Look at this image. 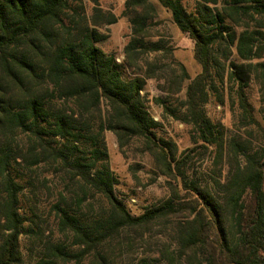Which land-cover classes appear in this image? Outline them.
Listing matches in <instances>:
<instances>
[{
  "label": "trees",
  "instance_id": "1",
  "mask_svg": "<svg viewBox=\"0 0 264 264\" xmlns=\"http://www.w3.org/2000/svg\"><path fill=\"white\" fill-rule=\"evenodd\" d=\"M91 1L92 15L85 0H0V264L23 262L20 199L25 191L39 197L34 172L42 163L64 183L52 207L73 242L49 240L33 264H83L88 257L111 264L107 247L121 231L161 218L177 221L179 249L165 255L169 262L264 264V145L225 136L206 110L209 91L231 84L241 119L264 131L249 96L258 86L264 115V0H197L192 11L185 0H159L194 42L202 68L187 86L182 114L161 103L192 125L200 147L215 149L220 165L208 178L190 171L192 150L178 155L158 134L161 124L142 92L154 71L144 72L138 58L165 48L149 39L154 6L126 1L132 36L118 62L98 45L106 39L100 28L117 17ZM106 130L121 146L146 141L166 177L177 180L165 200L137 215L130 211L108 160ZM137 264L168 263L142 258Z\"/></svg>",
  "mask_w": 264,
  "mask_h": 264
},
{
  "label": "rangeland",
  "instance_id": "2",
  "mask_svg": "<svg viewBox=\"0 0 264 264\" xmlns=\"http://www.w3.org/2000/svg\"><path fill=\"white\" fill-rule=\"evenodd\" d=\"M126 1L99 0L100 6L117 19L116 22L100 28L106 39L98 45L107 53L114 55L118 62L124 61L125 48L132 36L130 19L124 15ZM149 2L155 8L148 26L149 39L160 41L165 48L156 53L141 54L138 58L137 64L143 67L144 72L154 71L142 92L149 100L151 114L161 124L158 134L173 142L175 145L173 148L178 155L192 150L190 171L197 176L208 178L220 165L215 162V149L200 147L198 145L200 143L194 140L192 125L181 117L170 115L161 103V99L165 100L166 104L172 106L179 114L185 111L187 86L202 69L195 57L194 42L180 30L173 20L171 11L163 7L159 0ZM85 3L88 14L92 15L94 13L92 1L85 0ZM184 3L190 11L197 8V0H185ZM134 71L139 70L137 67L129 69V72ZM222 92L223 101L220 99L221 96L219 97ZM249 96L256 117L264 124V115L260 112L259 87L254 85L249 91ZM104 106L106 107L105 104ZM206 110L215 123L223 126L221 128L225 136L241 134L243 138L252 139L255 145H264V131L253 125H246L248 121L241 119L235 88L231 84L226 83L222 90L219 87V92L212 89L209 91ZM17 138L20 139V144L25 141L21 134ZM105 139L111 169L120 182L117 187L118 193L133 214H140L145 208L158 204L169 196L170 183L177 184V180L166 177L160 158L148 149L146 141L133 139L121 146L117 135L111 130L105 131ZM35 168L39 197L37 199L31 197V194L25 191L20 199V212L25 218L27 232L20 237L22 264H33L43 252H47L45 246L49 240L64 242L67 245L73 242L71 234L61 231L58 217L52 207L58 191L64 188L63 181L54 173L51 166L42 163ZM222 170L226 173L227 168ZM176 225L177 221L161 218L145 228H127L121 231L107 247L112 258L111 264H137L142 258H160L168 264H178V258L169 262L165 256L173 252L175 256L178 254ZM30 229L32 231H28ZM59 264L75 262L60 261ZM83 264L98 263L94 258L88 257Z\"/></svg>",
  "mask_w": 264,
  "mask_h": 264
}]
</instances>
